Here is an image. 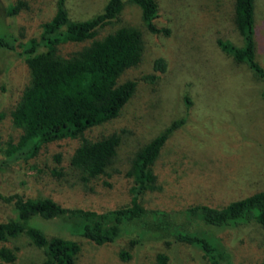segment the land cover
I'll return each instance as SVG.
<instances>
[{
  "label": "trees",
  "instance_id": "obj_1",
  "mask_svg": "<svg viewBox=\"0 0 264 264\" xmlns=\"http://www.w3.org/2000/svg\"><path fill=\"white\" fill-rule=\"evenodd\" d=\"M90 1L92 17L72 20L66 0H56L53 16L34 26L36 36L32 35L35 22L32 24L30 16L22 10L24 3L4 7V16L18 18L22 33L0 38V48L24 57L30 77L29 85L10 113L22 134L15 145L5 150V155L28 167L38 158L51 154L59 173L75 171L82 181L98 179L114 163L121 147L120 135L91 139L89 134L116 119L133 99L137 82L125 80V75L145 63L148 36L171 35L170 29L160 25L161 0ZM225 1L213 0V8L222 11ZM230 2L231 15L223 22L240 35L242 45L222 38L216 39L215 45L229 60L228 68L243 67L251 73L250 81L258 89L248 93L250 97L258 96L264 104V64L255 26L260 1ZM125 3L139 8L141 26L120 24L125 21L122 13ZM117 24V28L96 39L99 30ZM86 41H90L89 45L69 58L57 53L62 44ZM152 67L154 73L166 70L161 59L153 61ZM157 79L156 75L150 76L151 82ZM185 101L189 103V98L185 97ZM185 122V118L169 122L163 132L144 142L130 156L126 176L132 185L126 206L87 210L67 207L48 198L28 200L16 193H0V201L9 204L13 213V217L0 223V262L11 264L16 260L18 250L9 246L20 240L32 247L39 264H76L80 245L62 236H48L32 224L39 218L59 220L67 234L99 247L129 237L131 246L147 241L173 243L196 251L202 264H234L215 231L250 223L264 228V190L224 205L190 201L169 209V199L181 198L196 186L197 177L189 173L179 184L180 194L160 199L162 191H174L167 182L179 171L170 162H164L162 170L157 165L162 161L169 138ZM118 257L123 263L131 258L126 251H121ZM153 264H169V257L157 253Z\"/></svg>",
  "mask_w": 264,
  "mask_h": 264
},
{
  "label": "rangeland",
  "instance_id": "obj_2",
  "mask_svg": "<svg viewBox=\"0 0 264 264\" xmlns=\"http://www.w3.org/2000/svg\"><path fill=\"white\" fill-rule=\"evenodd\" d=\"M229 1H225L221 11L213 8V0L195 3L194 0H161L160 25L170 29V37L148 36L145 63L125 75V80L137 82L133 99L116 119L89 134L91 139L114 133L122 138L113 165L96 180L82 181L75 171L59 173L51 154L38 158L28 167L5 155V150L15 145L22 134L10 113L19 103L30 77L24 57L0 48V193H16L28 200L48 198L67 207L87 210L126 206L132 185L126 176L130 156L144 142L163 132L169 122L183 118L185 124L169 138L162 161L157 165L162 170L164 162H170L179 171L167 182L174 191H162L165 196L161 194L160 199L180 194L179 184L189 173L197 177L196 186L181 198L169 199V209L190 201L224 205L264 190V104L258 96L250 97L248 93L258 89L250 81L251 73L243 67L228 68L229 60L215 45L219 38L242 45L240 35L223 22L231 15ZM259 1L256 40L264 64V0ZM17 2L24 3L22 10L30 16L32 24L35 22L33 36L37 35L34 26L49 20L55 11L56 0H0V38L22 33L18 18L6 17L3 12L4 7ZM66 3L72 20H85L93 15L90 0H66ZM122 13L125 21L120 24L142 25L137 6L125 3ZM117 26L99 30L96 39ZM89 43L62 44L57 53L69 58ZM156 59L165 63V72L154 73L152 65ZM152 75L158 76L154 82L150 81ZM213 84L215 90L211 91ZM10 217H13L11 206L0 201V223ZM32 224L48 236L75 240L81 247L76 264H153L157 253L166 254L169 264H202L196 251L173 243L147 241L131 246L129 237H122L99 247L67 234L59 220L36 218ZM215 232L234 264H264V228L260 225L250 223ZM9 248L18 250L11 264L40 262L32 247L23 241H15ZM121 251L129 253L128 263L120 261Z\"/></svg>",
  "mask_w": 264,
  "mask_h": 264
}]
</instances>
